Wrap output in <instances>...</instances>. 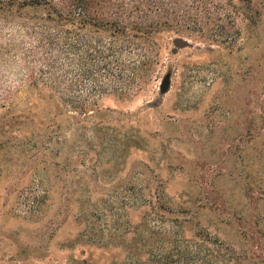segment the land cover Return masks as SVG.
<instances>
[{"label":"rangeland","instance_id":"1","mask_svg":"<svg viewBox=\"0 0 264 264\" xmlns=\"http://www.w3.org/2000/svg\"><path fill=\"white\" fill-rule=\"evenodd\" d=\"M233 6L234 41L159 35L124 92L68 100L0 62V264H190L196 236L264 264V0Z\"/></svg>","mask_w":264,"mask_h":264},{"label":"trees","instance_id":"2","mask_svg":"<svg viewBox=\"0 0 264 264\" xmlns=\"http://www.w3.org/2000/svg\"><path fill=\"white\" fill-rule=\"evenodd\" d=\"M27 9L41 13L22 17ZM234 11L233 0H0V35L19 27L26 40L18 51L4 53L0 46V62L20 55L28 85L51 84L68 100L115 86L124 92L126 81L149 65L145 44L157 45L164 33L232 42ZM86 104L78 101L82 111ZM178 243L177 262L188 257L190 264H231L219 243L199 236Z\"/></svg>","mask_w":264,"mask_h":264}]
</instances>
